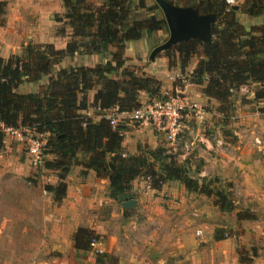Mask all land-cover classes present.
I'll return each mask as SVG.
<instances>
[{"label":"trees","instance_id":"trees-1","mask_svg":"<svg viewBox=\"0 0 264 264\" xmlns=\"http://www.w3.org/2000/svg\"><path fill=\"white\" fill-rule=\"evenodd\" d=\"M61 2L64 12L54 14L53 18L64 21L72 30L65 48L29 43L21 55L0 57V149L4 127L27 126L46 133V153L53 158L44 166L56 171L59 178L57 185H47L46 189L54 193L56 200L65 195L64 178L73 167L81 165L93 170L96 176L107 178L108 196L118 202L133 198L131 182L143 177L154 189H160L168 181H178L188 192L215 194L221 204L219 209L229 210L230 198L209 185L213 180L199 178L198 170L180 163L164 146L154 149L144 146L139 154L122 156L123 136L118 132L121 127L111 128L103 116L114 106L129 111L143 105L142 92L151 100L162 96L160 82L126 66L124 55L130 45L153 37L161 28L165 32L166 23L158 5L153 0L151 6L140 4L143 10L160 14L146 17L143 10L135 12L140 5H134L133 0H98L97 4L92 0ZM3 5L0 1V15L4 12ZM181 5L194 6L201 13H215L217 21L212 25L211 42L179 41L164 51L168 63L174 62L172 52L176 54L174 63L178 61L182 69L193 56H200L188 80L201 87L203 95L218 102V113L224 118L230 106L235 107L242 87L254 88L244 97L245 102H264V21L246 29L236 20L238 11L251 18L263 16L264 0H244L238 9L224 0H185ZM63 33L64 26H59L56 34ZM80 54L93 56L96 64L78 61L54 70L61 59ZM42 77L48 79L44 90L16 91L24 82ZM94 88V100L89 104L86 94ZM89 106L96 109L98 120L80 114V110ZM259 112L264 116V106L259 107ZM92 238H95L92 230L78 228L73 234L74 247L88 249ZM240 260L246 263L245 258Z\"/></svg>","mask_w":264,"mask_h":264},{"label":"crops","instance_id":"crops-1","mask_svg":"<svg viewBox=\"0 0 264 264\" xmlns=\"http://www.w3.org/2000/svg\"><path fill=\"white\" fill-rule=\"evenodd\" d=\"M0 1L6 2L5 23L3 26L0 25V57L7 58L10 54L20 55L21 50L27 43L52 44L56 49H63L65 47L70 37L71 29L64 25L65 33L57 35L56 29L61 22H57L53 18L54 13L61 14L64 12L61 0ZM141 3L151 6L152 0H141V2L139 0H133V4L136 6H139ZM237 6L239 8V5ZM139 8L142 10V7L139 6L135 8V12H138ZM151 14L160 17V14L155 11H153V13L151 12ZM237 17L242 24L249 27L254 25L256 19L240 11L237 12ZM258 18L259 17H257V19ZM164 34V30L161 28L158 32H155V34L153 33V37H146L142 41L127 47L124 53L127 63L132 64L138 54L149 52V49L155 47V43L159 39H162ZM91 59L94 60V57ZM196 61L197 60L192 59L189 63V68L186 70L191 72L196 66ZM152 63H154L152 67L155 70L153 75L157 80L161 81V92L164 93L169 89L172 90L174 88V83L169 79L170 74L167 72V67H165L167 63L165 58H155ZM145 69L146 68H144L143 71L148 72ZM174 71L176 73V70ZM36 82L37 81H34L32 83L35 85ZM181 84L182 91L185 92L192 101L199 105H205L208 99H211L203 95L199 86L190 82H182ZM22 85H24V83ZM22 85L17 88V92H35V89L29 90V86L27 91H21ZM176 88L177 87H175V89ZM246 88L247 87H242L240 92L242 93ZM95 92L96 90L92 92V96ZM247 98L249 99L250 97L248 96ZM140 99L141 104L150 101L149 97L144 92L141 93ZM245 103L246 102H244V104ZM235 107L238 117L252 119L254 117L261 118L256 111L246 112V110H243L242 102H236ZM88 112L89 111H87L86 114H88ZM81 113H85L84 110H81ZM92 115L93 116L89 115V117L95 121L100 118L96 112H92ZM187 118L184 119V122L188 121L192 123V120H194L190 116ZM235 126L237 127H234V130H232V132H235L232 136V142L228 141L231 150L229 149L218 153L217 157H222V159L219 158L214 167H216L218 174L224 175L225 178L227 176H232L237 193L242 194V200L244 202L246 201L248 204V206L244 207V212L252 214L249 219L240 220L239 223H241V227L253 228L252 230L255 231L248 236L251 235V237H253L251 241L256 242L260 254L251 264H264V231L257 229L260 227L259 225H264V140L262 139L263 141H261L260 144L254 141V137L260 134L256 124L252 125L250 121ZM121 128L123 132L122 148L125 155L135 154L138 148L137 146L142 148L147 146L154 149L161 145L164 139L161 132H157L149 126L137 125V127H134L131 122L124 121V123L121 124ZM199 140L205 143L206 147H213L208 137L200 136ZM3 147L5 148L4 145ZM3 147L0 150H2ZM259 154L261 156H259ZM222 155H224V157ZM198 156L204 155L198 153ZM207 158L206 161L210 165L215 163L213 159ZM178 161L181 162V160ZM243 165H247L248 167L245 168ZM226 169H229V171ZM87 173V176H89L87 187L85 185L74 186L67 183V192L65 197L62 198L61 206H46L43 208V211H41L44 234L39 239V245L33 243L35 254L32 255V262L30 264H110V260H114V258H117L118 264H148L151 253H156V251L159 253V251H162L161 245L153 244L155 247L149 254L146 253L145 255L132 257L128 248L123 245L128 241L126 235L122 236L121 233L120 235L119 233L117 234L116 229L121 232L123 229H128V227H132L133 229H146L150 226L160 228L159 232H155V240L153 243L157 242L158 239L156 238L160 239L162 235L165 237L167 234L168 238L162 239L161 243H163L165 239H168L167 241L176 244V250L180 249V251H183L178 254L179 260L177 259L174 261L175 263L169 264H250L242 262L237 252L239 245L246 240L242 232L238 234L239 240L237 238L234 240L229 238H227V240L215 238L214 228L217 224H215L214 221L217 222V219L223 217L222 214H224L218 206H200V210H198V222L199 226L202 227V239L199 242L200 247L196 250L193 249V232L191 226L193 225L192 214L194 213V206L190 204V199L184 195V192L186 194L187 191L182 183L169 181L160 189H154L150 187L149 182L144 181L143 177L133 179L131 182V193L138 196L131 198L136 200L135 210L129 214H124V216H126L127 225L120 226L118 219L115 218L114 215L116 206H111V214L107 213L110 206H101L102 208L99 206L103 205V203L115 202L112 198L108 197L107 179L97 177L95 172L90 170ZM205 174L206 173L201 169L198 172L199 178L204 177ZM99 182L101 183L99 184ZM99 189L103 190L102 195L103 197L105 196L102 203L100 199L98 201L97 198H95V196L100 193L99 191H101ZM164 195H169L170 197L181 196L180 203L174 202L170 206H164V202L162 201ZM172 201L173 200H171V202ZM29 207H31L29 212H33L34 206ZM120 207L123 208L122 206ZM2 211H5V209H2L0 206V235L2 233L1 228L9 224L8 217L2 215ZM123 211L127 212L129 209L123 208ZM237 211L238 210H236V212ZM202 215H204V217L201 219L200 216ZM171 217L176 218L175 223L171 221ZM170 221L171 223H169ZM219 221L220 220H218V222ZM170 225H174V227L177 225L185 227V237ZM78 228L93 229L96 233L101 235L98 245L96 244L97 247L103 251L101 254L95 252V250L91 248L79 249L74 247L73 234ZM188 234L190 236L189 238ZM42 239L44 244H41ZM171 247L175 246L173 245ZM144 249L145 247L141 248V250ZM152 255L155 256V254ZM153 258H156V264H162L167 259L165 256L162 257L160 253L157 257Z\"/></svg>","mask_w":264,"mask_h":264},{"label":"rangeland","instance_id":"rangeland-1","mask_svg":"<svg viewBox=\"0 0 264 264\" xmlns=\"http://www.w3.org/2000/svg\"><path fill=\"white\" fill-rule=\"evenodd\" d=\"M168 1L176 5H179L180 3L182 4L185 2V0H168ZM243 1L244 0H235L234 5H240ZM2 2H4V5L2 6L4 12L0 15V25L1 26L4 25L5 18H6V12H5L6 2L5 1H2ZM92 2L97 4L98 0H92ZM141 5H145V3H141ZM146 6L148 5L146 4ZM181 6H190V5H181ZM138 11H140V8ZM149 11L150 10L144 9L142 13H144L143 15H145L146 17H149L152 15L151 11L150 12ZM54 14H57V13H54ZM236 20L241 25H243L246 29H249L252 26L251 25L249 27V26H245L244 24H242L239 18L237 17V14H236ZM263 21H264V15L259 16L258 19L257 18L255 19L254 25L262 24ZM63 23L64 21H62L61 24L59 25L61 26V28L62 26H64ZM66 26L69 27L68 25ZM71 33H72V30L70 32V35ZM0 35H1V32H0ZM166 39H167V35L164 34V37L158 42V44L163 43ZM69 40H70V37L68 38L67 42ZM152 49H149V52L147 53L138 54L135 57L136 59L134 60V63L132 64L127 63L126 61L125 65L128 67L134 68L138 73H144L146 75L156 78L153 75V73H155V70L152 67L154 63H152L153 61L149 60V54ZM164 51L158 52L155 55V58H161V57L165 58L167 62L165 67H167V72L170 74L169 79L172 80L174 83V88L172 90L169 89L165 91L164 93L161 92L162 96L160 98H155L152 100L150 99L148 103H153L154 101H158L160 99L166 98L168 95H176V94L180 95V93L185 94V92L182 91L180 85H182L181 84L182 82H189L188 77H189L190 72L187 71L186 69L189 68L190 64H188V66L185 67V69H182L178 61L174 63L176 54L172 52V55L174 56L173 57L174 62L172 63V65H170L168 63L167 57L164 55L165 54ZM21 53H22V50H21ZM10 55H16V54H10ZM91 58L92 57L90 55H84V54L76 55L75 57H72V58L65 57L61 59L59 64L54 67V70L57 71V68L59 65H62L65 67L73 66V63L76 61L77 62L81 61L82 63L87 60L90 66H94V64H96L94 62L95 58L94 60ZM199 58L200 56L198 55H195L192 57V59L197 60L196 63L198 62ZM144 68H146L145 70L148 71L149 73L143 71ZM174 70H176V73ZM175 74L176 76L183 75L185 77L183 79L184 81L181 80L180 78L175 79L176 78L174 76ZM167 78H168V75H167ZM37 82L35 83V85L32 82H29V83L24 82V85H22V88L20 90L27 91L28 86H29V90L35 89V92L42 91L46 87L48 83V79L47 77H42ZM159 82L161 85V81ZM175 87L177 88L175 89ZM200 89L202 90L201 87ZM252 89L254 88H246L244 91H242V93L240 92L236 96L237 99L235 101V104L236 102H242L243 110H246V112L256 111L257 113H259L260 115L259 117L261 118L254 117L252 119V118H242L240 116L238 117V114L236 113L237 112L236 107H231V106L227 110V113H226L227 115H225V118H224L222 113H218V110H217L218 102L216 100L211 98V99H208L207 104L199 105L198 103L192 101L185 94L193 103H195L197 106H200L204 110V112L206 113L205 119L203 118L202 121H199V118L197 116H195L194 114H189L187 115V117L190 116L192 119H194L192 120V123L188 121L182 122L185 125V128H188V130H192V134L190 136H186L183 139V141L188 142L187 149H185L184 145L182 144H180L178 147L170 146L165 141L164 136H163L164 139L162 140V144H161L162 146H164V148H166L167 153L173 154L176 156L178 160H181L180 163L187 165L192 170H198V172L200 171V169L203 170L206 173L204 176L206 180H213L212 182L209 183V185L212 188H214V190H220L223 194L227 196L228 199L230 198L232 207L229 210L222 211L224 212V214H222L223 217H220V219H217V222L214 221V223L217 224L214 228V235L222 236L221 239L227 240V238H229V239L234 240L237 238L239 240L238 234L239 232H242L244 234V237L246 238L245 240L246 243L244 242L241 245H239L237 252L239 253V259L240 257L245 258L246 263H250V264L253 263V260L257 258L258 255L260 254L258 247L256 246V242L251 241L253 240L252 239L253 237H251V235L248 236L251 233L253 234V232L255 231L252 230L253 228L241 227L240 226L241 223L239 222L240 220H243V219L244 220H246L247 218L249 219L252 213L244 212V207L248 206V204L246 203V201L244 202L242 200L243 199L242 194L237 193L232 176L231 177L227 176L228 178L226 177L227 178L226 179L224 175L218 174L217 169L214 166H216L217 161L220 158V157H217V154L220 153L221 151H227L230 149V145L228 141L232 142V136L235 133V132H232V130H234L233 129L234 127H237L235 125L245 124V122L247 121H250L252 125L256 124L258 128L257 130H259L260 135L255 136L254 141L257 144H260V142L264 140V116L259 112V107H263L264 102L254 101L253 103L251 102L249 103L248 101H246V103L244 104L245 102L244 97L247 96L249 94V91ZM94 90H96V88L87 91L86 98L89 104L93 102L94 100V95L92 96V92ZM148 103H145L142 106H145ZM87 111H89L88 114H86ZM95 111H96L95 108H92L91 106H89L87 109H84L85 113L82 114L81 110L79 112L83 116L89 117V115L93 116L92 112L94 113ZM191 113H194V112H191ZM132 125H134V127H137V124L132 123ZM152 129L155 130L154 128ZM118 132L119 134L123 136L122 128H120ZM35 133H42V132H37L35 129ZM43 134L45 135V142H47V134L46 133H43ZM200 136L208 137L211 140L213 147L212 148L206 147L205 143L199 140ZM214 136L216 138L222 139L223 145L221 147L215 146L214 139H213ZM4 140L5 141H3V145L5 146V148L3 147V149L0 150V206L2 209H5V211H2L1 213L2 215H5L8 217L9 224L8 226L1 228L2 233L0 235V264H30L32 262L31 257L32 255L35 254L34 253L35 247L33 246V243H37V245H39L40 244L39 239L44 234V230L42 227L43 217H42L41 211H43V208L46 206H51V207L61 206L62 204L61 203L62 199L56 200L54 193L49 192L46 189L47 185L55 186L58 184L59 182V178L57 175L58 173L56 171L46 169L44 166L47 160H51L53 158L52 155L46 153L45 146L42 149L41 161L37 163L36 165H34L30 161L27 155L26 143H21L11 136H8V137L5 136ZM137 147H138L136 150L137 153L135 152V154H139L141 151H143L142 147L140 146H137ZM122 151H123V148H122ZM198 153H202L204 156H198ZM126 155L129 156L130 154H126ZM126 155L124 154V151H123L122 156H126ZM222 156L224 157V155ZM259 156L261 155L259 154ZM206 158L213 159L215 163L213 165L212 164L210 165L206 161ZM220 159H222V157ZM243 167L246 168L248 166L243 165ZM226 170L229 171V169H226ZM90 171L94 172L93 170H90ZM87 172H89V170L85 169L81 165H77L73 167L71 172L64 178L66 187H67V183H70L71 185H74V186L85 185L87 187V182H88L87 180L89 178V176H87L88 174ZM99 178H105V177H99ZM144 181H147L150 184V181L148 179L144 178ZM100 183L101 182H99V184ZM164 184H162V186ZM108 186H109V183H108ZM108 190L109 189H107V192ZM99 192L100 193H98L97 196H95V198H97L98 201L100 199L102 203V200L104 201L105 196L103 197L102 195L103 190ZM184 195L190 199L191 201L190 204L194 206L193 208L194 213L192 214V219H193L192 224L193 225L191 226V230L193 232L192 233L193 234V237H192L193 238V249L196 250L200 247L199 242L202 239V234L200 236L196 235L197 230H200L202 232V227L199 226V222H198L199 220L198 210H200L199 209L200 206H218L219 207L221 206V204L219 200L217 202L218 197L215 194L207 196L204 193L202 194V193L187 191L186 194L184 192ZM135 196L136 195L133 194V198ZM180 197L181 196L170 197L169 195H164L162 198V201L164 202L163 205L170 206L174 202L180 203V200H181ZM171 200L173 201L171 202ZM114 201L115 202H112V203H103V205H99V206L100 207L110 206V208L107 210V213H110V214L112 210L111 206H116L114 215H115V218L118 219V222L120 223L119 225L120 226L127 225L126 216H124V214H129L133 212L135 210L134 208L136 204L129 207L128 208L129 211L126 212V211H123V208L120 207L121 202H118L116 200ZM29 206H34L33 212H29V209L31 208ZM236 210H238L237 211L238 213L236 212ZM203 217L204 215L200 216L201 219ZM175 219L176 218L171 217V221L172 222L174 221V223L176 221ZM218 220L220 221L218 222ZM171 221L169 223H171ZM170 226L175 228L176 231L178 230V232L182 233V235H184L185 237V232H184L185 227H180L179 225L175 227L174 225H170ZM259 226L260 227H258L257 229L264 231V225H259ZM90 230H92L95 235V238H92L90 240V243L92 240H94L95 245H91L89 243V249L91 248L95 250V252L101 254L103 251L97 247L101 235L96 233L93 229H90ZM116 231H117V234L119 233V235L120 233L122 234V236L126 235V238L128 241L126 240L127 242H125L123 245L128 248V251L131 252L132 257H135L137 255H145L146 253L149 254V252H151L153 248L155 247V245L153 244H160L162 247V251H159L160 255L162 254V257L164 256L167 257V259L162 264L175 263L174 261H176L177 259L179 260L178 254L180 252L181 253L183 252V251H180V249L176 250V244L167 241L168 239H165V241L161 243L162 239L168 238L167 234L165 235V237L164 235H162L160 239L156 238L158 239L157 242L153 243L155 240L154 239L155 232L157 233L160 231V228L155 227V226H150L149 228H146V229H139V228L133 229L132 227H128V229H123L121 232H119L118 229H116ZM46 232H47V228H46ZM189 237L190 236L188 234V238ZM41 244H44L43 239L41 240ZM173 245L175 247H171ZM142 247H145V249L141 250ZM159 253H157V251L156 253H151L148 264H156L155 263L156 258H153V257H157ZM152 254H155V256ZM110 264H118L117 258H114V260L111 259Z\"/></svg>","mask_w":264,"mask_h":264},{"label":"built area","instance_id":"built-area-1","mask_svg":"<svg viewBox=\"0 0 264 264\" xmlns=\"http://www.w3.org/2000/svg\"><path fill=\"white\" fill-rule=\"evenodd\" d=\"M224 1L230 6L234 5L235 2V0ZM174 76L176 77L175 79L180 78L183 80L185 78L183 75L176 76L175 74ZM189 114L197 116L199 121H202L203 118L205 119L204 110L193 103L185 94L180 93V95H168L166 98L148 103L145 106L141 105L129 111L120 110L117 106H114L107 109L103 116L113 129L121 127L124 121L140 126H149L161 132L170 146L178 147L182 144L187 149L188 142L183 141V139L186 136H190L192 130L185 128L182 122ZM3 132L7 137L11 136L21 143H26L27 155L34 165L41 161L42 149L46 143L43 133H35V128L27 126L4 127ZM213 139L216 147L223 145L222 139L215 136ZM196 235L200 236L201 231L197 230ZM90 244L95 245V241L92 240Z\"/></svg>","mask_w":264,"mask_h":264},{"label":"water","instance_id":"water-1","mask_svg":"<svg viewBox=\"0 0 264 264\" xmlns=\"http://www.w3.org/2000/svg\"><path fill=\"white\" fill-rule=\"evenodd\" d=\"M161 10L162 18L166 23L165 32L167 39L156 45L149 54V60L153 61L155 55L168 49L173 44L186 40L197 39L205 43L212 40V25L217 21L215 13H201L194 6H181L168 0H153ZM237 9V5H232ZM136 200L129 199L121 202L125 209L133 206Z\"/></svg>","mask_w":264,"mask_h":264}]
</instances>
